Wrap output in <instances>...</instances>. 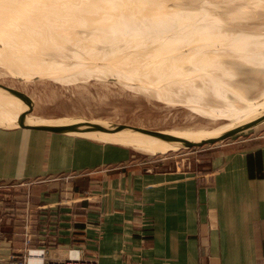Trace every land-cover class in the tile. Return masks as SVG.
<instances>
[{
    "label": "rangeland",
    "instance_id": "1",
    "mask_svg": "<svg viewBox=\"0 0 264 264\" xmlns=\"http://www.w3.org/2000/svg\"><path fill=\"white\" fill-rule=\"evenodd\" d=\"M16 2L0 4V83L38 119L204 132L264 105V0ZM12 112L0 103V118Z\"/></svg>",
    "mask_w": 264,
    "mask_h": 264
},
{
    "label": "crops",
    "instance_id": "2",
    "mask_svg": "<svg viewBox=\"0 0 264 264\" xmlns=\"http://www.w3.org/2000/svg\"><path fill=\"white\" fill-rule=\"evenodd\" d=\"M16 119L0 118V264L23 251L26 216L32 246L54 239L47 259L76 249L98 264H264V123L150 161Z\"/></svg>",
    "mask_w": 264,
    "mask_h": 264
},
{
    "label": "water",
    "instance_id": "3",
    "mask_svg": "<svg viewBox=\"0 0 264 264\" xmlns=\"http://www.w3.org/2000/svg\"><path fill=\"white\" fill-rule=\"evenodd\" d=\"M0 100H2L0 103L3 106L8 107L16 113V125L20 127H29L50 133L90 137L131 147H139L142 143L117 141L112 136L125 134L135 137H145L166 143L172 149L192 148L224 141L230 137L252 130L264 123V105L259 106L244 117L224 126L204 132H192L187 130L154 129L108 119L77 118L68 122L38 119L34 114L35 104L33 98L18 87L7 83L6 86H0ZM12 101L15 103V106L11 105ZM48 239L50 242L54 240L52 236H49Z\"/></svg>",
    "mask_w": 264,
    "mask_h": 264
},
{
    "label": "built area",
    "instance_id": "4",
    "mask_svg": "<svg viewBox=\"0 0 264 264\" xmlns=\"http://www.w3.org/2000/svg\"><path fill=\"white\" fill-rule=\"evenodd\" d=\"M155 157L149 156L148 158L150 161H153ZM34 225V219L26 216L24 224V249L18 256L9 259L8 264H33L35 260H38V264H98L95 256L80 255L76 249H70L66 257L47 259V248L43 242L49 241L47 238L48 233L41 240L42 244L32 246L31 243L35 235Z\"/></svg>",
    "mask_w": 264,
    "mask_h": 264
},
{
    "label": "bare ground",
    "instance_id": "5",
    "mask_svg": "<svg viewBox=\"0 0 264 264\" xmlns=\"http://www.w3.org/2000/svg\"><path fill=\"white\" fill-rule=\"evenodd\" d=\"M16 1L17 0H0V4L8 2V4L6 3L8 5L7 8L10 9L9 7H12V9H15L16 8L15 6L18 5V3ZM44 2H46V1H44ZM0 16H1V14H0ZM7 18L10 19L11 17H7ZM4 30H7V27L4 26ZM8 30H9V27H8ZM112 138L117 140V141H129V142H133V143L141 142L142 144L139 143L140 144L139 147L138 146H134L138 150L146 149V150H151L150 152H155V151L164 152V151H168V150L172 149L166 143H162V142H159V141H154V140H151V139H148V138H145V137H135V136H129V135L121 134V135H114V136H112ZM33 264H38V260H35L33 262Z\"/></svg>",
    "mask_w": 264,
    "mask_h": 264
}]
</instances>
